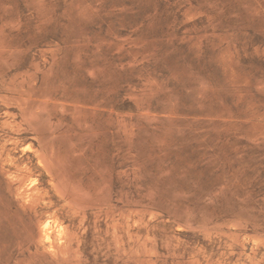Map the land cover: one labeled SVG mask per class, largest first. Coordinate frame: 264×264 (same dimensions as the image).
I'll list each match as a JSON object with an SVG mask.
<instances>
[{
	"label": "rangeland",
	"instance_id": "1",
	"mask_svg": "<svg viewBox=\"0 0 264 264\" xmlns=\"http://www.w3.org/2000/svg\"><path fill=\"white\" fill-rule=\"evenodd\" d=\"M0 264H264V0H0Z\"/></svg>",
	"mask_w": 264,
	"mask_h": 264
}]
</instances>
